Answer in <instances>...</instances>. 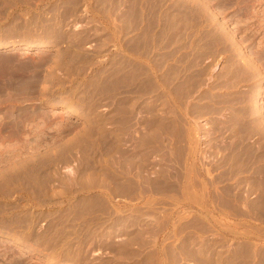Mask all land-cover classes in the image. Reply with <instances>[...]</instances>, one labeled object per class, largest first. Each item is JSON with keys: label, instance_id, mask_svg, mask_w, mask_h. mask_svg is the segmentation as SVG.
<instances>
[{"label": "rangeland", "instance_id": "obj_1", "mask_svg": "<svg viewBox=\"0 0 264 264\" xmlns=\"http://www.w3.org/2000/svg\"><path fill=\"white\" fill-rule=\"evenodd\" d=\"M263 58L264 0H0V264H264Z\"/></svg>", "mask_w": 264, "mask_h": 264}, {"label": "bare ground", "instance_id": "obj_2", "mask_svg": "<svg viewBox=\"0 0 264 264\" xmlns=\"http://www.w3.org/2000/svg\"><path fill=\"white\" fill-rule=\"evenodd\" d=\"M134 3V2H133ZM110 5V4H109ZM133 5V4H132ZM137 5V4H136ZM148 5V4H147ZM74 6V5H73ZM76 6V5H75ZM159 6V5H158ZM78 7V6H77ZM156 9V8H155ZM150 10V9H149ZM147 11V10H146ZM157 13V12H156ZM163 13V12H162ZM132 14V13H131ZM171 15V14H170ZM156 16V15H155ZM173 16V15H172ZM126 17V16H125ZM163 17V16H162ZM129 18V17H128ZM166 18V17H165ZM125 19V18H124ZM130 20V19H129ZM146 20V19H145ZM172 20V19H171ZM121 21V20H120ZM134 21V20H133ZM149 21V20H148ZM131 23V22H130ZM166 23V22H165ZM135 24V23H134ZM156 24V23H155ZM171 24V23H170ZM176 24V23H175ZM151 25V24H150ZM167 26V25H166ZM189 26V25H188ZM29 27H30V25H29ZM154 27V26H153ZM149 29V28H148ZM156 29V28H155ZM125 30V29H124ZM163 30V29H162ZM45 33V32H44ZM144 33V32H143ZM153 33V32H152ZM30 34V33H29ZM208 34V33H207ZM201 35V34H200ZM138 36V35H137ZM170 36H171V34H170ZM48 37V36H47ZM143 38V37H142ZM207 38V37H206ZM155 39V38H154ZM159 39V38H158ZM216 39V38H215ZM141 42V41H140ZM132 43V42H131ZM201 43V42H200ZM205 44V43H204ZM151 46V45H150ZM212 46V45H211ZM167 47V46H166ZM209 49V48H208ZM204 50H205V48H204ZM210 50V49H209ZM134 51V50H133ZM167 51V50H166ZM197 51V50H196ZM200 51H201V48H200ZM213 52V51H212ZM144 55V54H143ZM197 56V55H196ZM201 56V55H200ZM203 56V55H202ZM209 56V55H208ZM213 56V55H212ZM14 58V57H13ZM259 59V58H258ZM263 60H264V58H263ZM8 61V60H7ZM11 61H12V59H11ZM19 61V60H18ZM17 61V62H18ZM185 61V60H184ZM260 61V60H259ZM19 63V62H18ZM29 64V63H28ZM198 64V63H197ZM250 65V64H249ZM25 66H27V65H25ZM34 66V65H33ZM32 66V67H33ZM136 66V65H135ZM175 66V65H174ZM191 66V65H190ZM248 66V65H247ZM196 67V66H195ZM253 67V66H252ZM35 68V67H34ZM42 69V68H41ZM141 70V69H140ZM251 70V69H250ZM253 70V69H252ZM131 71V70H130ZM241 71V70H240ZM243 71V70H242ZM247 71H249V70H247ZM29 72V71H28ZM157 73V72H156ZM142 74V73H141ZM200 74V73H199ZM261 74V73H260ZM115 75V74H114ZM197 75V74H196ZM205 75V74H204ZM247 75V74H246ZM243 77V76H242ZM251 78V77H250ZM253 78V77H252ZM239 79V78H238ZM147 80V79H146ZM152 80V79H151ZM201 80V79H200ZM203 80V79H202ZM189 81V80H188ZM178 82H179V80H178ZM185 82V81H184ZM186 82H187V80H186ZM192 82V81H191ZM201 82V81H200ZM162 83V82H161ZM192 84V83H191ZM36 86V85H35ZM145 86V85H144ZM181 86V85H180ZM187 86V85H186ZM125 88H127V87H125ZM179 88V87H178ZM112 89V88H111ZM122 89V88H121ZM181 89V88H180ZM191 90V89H190ZM253 91V90H252ZM180 92V91H179ZM255 92V91H254ZM18 93V92H17ZM125 93V92H124ZM181 94V93H180ZM145 95V94H144ZM148 95V94H147ZM186 95H187V93H186ZM124 96V95H123ZM127 96V95H126ZM185 96V95H184ZM120 97V96H119ZM185 98V97H184ZM256 98V97H255ZM128 99V98H127ZM240 101V100H239ZM180 102V101H179ZM183 104V103H182ZM221 104V103H220ZM120 105V104H119ZM184 106V105H183ZM116 108V107H115ZM125 109V108H124ZM194 109V108H193ZM62 110H63V112H65V113H69L71 116H77V114L74 112V110H72L71 108H69L68 106H62ZM132 110V109H131ZM127 111V110H126ZM182 111H184V110H182ZM236 111V110H235ZM119 112V111H118ZM140 112V111H139ZM203 113V112H202ZM201 113V114H202ZM117 114H119V113H117ZM196 114V113H195ZM157 115V114H156ZM188 115V114H187ZM115 116V115H114ZM117 116V115H116ZM178 116V115H177ZM250 116V115H249ZM128 117V116H127ZM154 117V116H153ZM194 117V116H193ZM171 118V117H170ZM234 118V117H233ZM125 119V118H124ZM236 119V118H235ZM145 120V119H144ZM247 120V119H246ZM112 121V120H111ZM131 121V120H130ZM255 121V120H254ZM257 121V120H256ZM121 122V121H120ZM179 122V121H178ZM226 122V121H225ZM154 123V122H153ZM162 122H160V124H161ZM176 123V122H175ZM174 123V124H175ZM222 124V123H221ZM117 126V125H116ZM119 126V125H118ZM254 126H255V124H254ZM120 127V126H119ZM131 127V126H130ZM147 127V126H146ZM145 127V128H146ZM161 127V126H160ZM173 127V126H172ZM229 127V126H228ZM247 127V126H246ZM114 128H116V127H114ZM118 128V127H117ZM224 128H225V126H224ZM129 129V128H128ZM159 129V128H158ZM161 129V128H160ZM170 129V128H169ZM118 130V129H117ZM175 130V129H174ZM222 130V129H221ZM243 130V129H242ZM256 130V129H255ZM263 129H261V131H262ZM114 131H116V130H114ZM125 131V130H124ZM124 131L122 132L123 133V135H124ZM142 131V130H141ZM117 132H119V131H117ZM117 132L115 133V134H117ZM120 132V133H121ZM128 132V131H127ZM126 131H125V134L127 133ZM153 132V131H152ZM166 132V131H165ZM174 132V131H173ZM191 132V131H190ZM246 132H247V130H246ZM257 132V131H256ZM151 133V132H150ZM178 133V132H177ZM234 133V132H233ZM251 133V132H250ZM263 133V132H262ZM145 134V133H144ZM175 134V133H174ZM113 135V134H112ZM127 135V134H126ZM126 135L124 136V137H126ZM151 135V134H150ZM173 135V134H172ZM120 136H122V134L120 135ZM149 136V135H148ZM169 136V135H168ZM167 136V137H168ZM241 136V135H240ZM250 136V135H249ZM254 136V135H253ZM113 137V143H112V150H111V180H112V184L114 185V188H116L117 190L118 189H120V191L122 192V194L124 193V194H128L129 195V197H130V193H134V191L135 190H137V186H136V184H134V181L133 180H131L130 179V174H131V172L129 173L128 172V169H127V167H129V161L131 160L132 162H133V160L132 159H130V152H128L127 151V146H126V144H125V142L122 140V139H120L119 137H118V135H114V136H112ZM123 137V138H124ZM236 137V136H235ZM245 137H246V135H245ZM128 138V137H127ZM144 138H145V136H144ZM165 138V137H164ZM133 139V138H132ZM162 139V138H161ZM130 140V139H129ZM128 140V141H129ZM135 140V139H134ZM174 140V139H173ZM172 140V141H173ZM136 141V140H135ZM134 141V142H135ZM153 141V140H152ZM155 141V140H154ZM237 141V140H236ZM243 141V140H242ZM156 142V141H155ZM176 142V141H175ZM133 143V142H132ZM161 143V142H160ZM124 144H125V148H124ZM128 144V143H127ZM150 144V143H149ZM157 144V143H156ZM144 146V145H143ZM238 146V145H237ZM133 148V147H132ZM142 148V147H141ZM147 148V147H146ZM134 149V148H133ZM138 150V149H137ZM146 153H147V151H146ZM251 154H253V153H251ZM137 155V154H136ZM143 157V156H142ZM145 157V156H144ZM142 159V158H141ZM138 160V159H137ZM135 161H136V159H135ZM143 161V160H142ZM131 164V163H130ZM23 166V165H22ZM131 166V165H130ZM138 168V167H137ZM129 169H130V167H129ZM131 171V170H130ZM135 175V174H134ZM1 176V175H0ZM132 177H133V175H132ZM138 177H140V176H138ZM23 178V177H22ZM135 180H136V178H135ZM160 180V179H159ZM133 181V182H132ZM91 182V181H90ZM89 183V182H88ZM94 183V182H93ZM96 183V182H95ZM80 184V183H79ZM91 184V183H90ZM98 184V183H97ZM100 184V183H99ZM106 184V183H105ZM111 184V183H110ZM168 184V183H167ZM17 185V184H16ZM91 186H92V184H91ZM40 187V186H39ZM85 187V186H84ZM155 187V186H154ZM114 188H112L113 190H115ZM157 188V187H156ZM164 188H166V187H164ZM172 188V187H171ZM42 189V188H41ZM170 189V188H169ZM173 190V189H172ZM111 191V190H110ZM112 192H114V191H112ZM119 192V191H118ZM137 192V191H136ZM135 192V193H136ZM115 193V192H114ZM113 193V194H114ZM116 194H117V192H116ZM41 195V194H40ZM133 195V194H132ZM135 195V194H134ZM235 197V196H234ZM122 198V197H121ZM127 198V197H126ZM130 199V198H129ZM136 199V198H135ZM237 199V198H236ZM128 200V199H127ZM236 201V200H235ZM260 207V206H259ZM259 212H260V210H259ZM258 212V213H259ZM114 213V212H113ZM261 213V212H260ZM139 216V215H138ZM141 217V216H140ZM141 220V219H140ZM92 229V228H91ZM24 239V238H23ZM141 246V245H140ZM181 250V249H180ZM179 252V251H178ZM182 252V251H181ZM180 253V252H179ZM179 253H178V255H179ZM246 255V254H245ZM200 257V256H199ZM181 258V257H180ZM178 259V258H177ZM206 259V258H205ZM252 259V258H251ZM183 260V259H182ZM186 260V259H185ZM185 260H183V262L185 261ZM190 260H193V259H190ZM195 260H196V257H195ZM204 260V259H203ZM209 260V259H208ZM260 260V259H259ZM179 261V260H178ZM199 261V260H198ZM206 261V260H205ZM214 261V260H213ZM175 262H177V260H175ZM215 262V261H214ZM261 262V261H260ZM259 262V263H260ZM178 263H182V262H178ZM178 263H176V264H178ZM196 263V262H195ZM260 264H262V263H260Z\"/></svg>", "mask_w": 264, "mask_h": 264}]
</instances>
